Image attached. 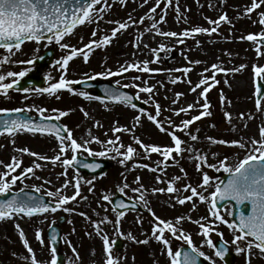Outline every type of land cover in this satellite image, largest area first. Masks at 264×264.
<instances>
[{"label":"rangeland","instance_id":"rangeland-1","mask_svg":"<svg viewBox=\"0 0 264 264\" xmlns=\"http://www.w3.org/2000/svg\"><path fill=\"white\" fill-rule=\"evenodd\" d=\"M253 2L254 0H172L169 5L167 0H125L124 3L120 0H107L106 7L105 0H101L92 12L94 21L79 25L59 43L55 40L52 43L28 42L19 50L14 49L13 54H9L6 49H0V61H3L4 56L10 55L8 61L0 64V75L6 77L3 83H9L13 79L7 77V72L18 73L24 70L39 71L47 80L45 88L59 82L61 76L74 82L70 85L71 90L62 89L54 95L35 91L37 88H28V92L22 93H0V108H31L29 113L33 115H41L38 109H45L43 115L55 119L59 111L67 112L68 114L61 116L59 121L66 126L68 133L71 132L72 138L83 145L79 150L74 151L69 147L66 152L61 153L60 141L53 136L37 135L28 131L0 136V177L8 171L6 165L12 162L13 157L22 163L20 168L10 172L8 179L15 175L21 176L22 170L29 174L26 178L19 179L10 190L33 189L56 203L59 196H50L49 192L72 196L75 193V180L80 181V196L64 205V208L70 211L60 208L56 212L49 211L32 217L18 215L0 220V264L30 263V260L24 259L29 257L23 243L24 238L29 241L37 259L49 260L50 244L46 231L61 215L67 216V221L63 224L62 252L66 259L64 264H105L103 236L95 229L98 223L102 232L109 237L113 257L119 259V264H171L172 258L167 254L168 245L156 240L152 235L157 223L156 217L172 221L178 230L176 236L169 231L164 233L173 253L181 245H188L180 237L189 235L193 245L205 254L203 258L211 264L212 261H215V264L224 263L215 255V249L206 243L209 238L213 243L217 239L224 240L238 254L234 264H264V255H261L258 249L253 248L251 254L247 251L238 253L235 250L237 242L234 237L240 234L239 231L215 220L210 214L211 193L220 183L219 176L224 171L219 167L220 161L227 157L228 164L234 167L253 148L252 139H264L260 136V129L264 127V98H261L258 107L255 97L257 76L254 72L256 67H264V46L259 41L241 39L249 34L259 35L264 32V24L260 23V20L264 19L260 16V13L264 12V5L249 13L247 9ZM157 3L160 4L159 7H156ZM153 7H156L155 13L151 11ZM224 14H227L228 21H222L218 26L211 23ZM117 21L127 22L129 26L118 32L109 44L100 47L93 45L90 50L85 48L84 51L88 54L87 62L82 55H78L69 62L67 72L60 68L57 61L69 54L71 46L83 48L92 40H102L103 36L110 35L112 29L118 26ZM153 24H156L157 28L154 29ZM195 27H217V31L194 33L189 37H168L160 34L182 33ZM63 43L70 45V48H61L60 44ZM162 44L165 46L163 49L160 48ZM49 48H54L55 54V61L51 65L19 63L33 60ZM257 48L260 49L259 53ZM144 61L149 62L148 68L151 71H142ZM195 61L199 63H194ZM134 63L140 64V69L130 68L127 72H120L122 66ZM213 64L227 71L214 70L211 67ZM241 65L245 67L240 71H231ZM184 68H190L191 71L185 73ZM205 78L208 81L206 100L202 95L205 85H201L195 92L191 91ZM87 79L111 81L119 87H126L148 106L141 113L140 109L125 102L114 103L96 99L92 91L80 90L76 86ZM145 86L152 87L153 91H140ZM81 92L88 93L92 98L81 96ZM154 97L164 99V105L159 101L153 102ZM205 102L210 105L207 110L202 107ZM157 104L160 105L158 114ZM189 104L194 107L186 112L179 111ZM204 111L211 112V115L202 116L187 128L184 127L183 121L192 119ZM226 113L231 114V120L226 118ZM241 113L244 114L243 117ZM149 114L155 115L167 131L160 130L154 121H150ZM137 116L140 118L139 122L135 119ZM114 127L128 128L130 131L115 132ZM173 132L183 141L181 147L184 151L181 154L173 152L172 157L165 160L161 153L145 151L143 157L140 155V160L133 158L125 160L124 164L120 163L121 159H124L120 153L126 152L129 145L134 147L136 152L144 148V142L160 147L173 146ZM191 135L197 136L198 139L193 141ZM207 137L214 140H241L248 144V148L214 144ZM109 140L114 141L115 145L108 144ZM86 141L90 143H85ZM65 144H70L67 137ZM21 148H27L39 155L33 157L29 152L22 153L19 151ZM115 148H119V152L115 151ZM88 149H91V152L104 151L107 154L94 156ZM77 152L85 157L109 158L114 160L116 165L103 176H83L79 170L72 166L65 167L61 163ZM200 154L207 157L206 162L195 158ZM56 155H60L61 161L53 163L51 159H40V156L51 158ZM36 164L40 167L35 168ZM209 164H215L217 167L210 168ZM29 167L34 168L33 172H26ZM204 173L212 178L207 186H202ZM176 177L180 179L176 180ZM173 181L179 191H154L156 188L166 189ZM186 185L195 187L197 192L207 199L200 201L198 196H193L192 201L180 204L178 199L192 195L190 189L185 190ZM116 191L138 201L143 207L142 211H129L119 217L109 203ZM104 196L109 199L104 200ZM231 214L230 205L220 210V215L230 223ZM178 217L184 219L178 220ZM202 217L207 219H201ZM117 219L119 223H116ZM197 220L205 226L215 220L209 236L202 234ZM101 221L105 222L100 223ZM17 224L23 229L24 238L20 236ZM37 231H40L43 237V245L37 239ZM119 238L123 247L117 251L114 242ZM144 240L148 243H142ZM239 246L246 247L243 243Z\"/></svg>","mask_w":264,"mask_h":264},{"label":"snow or ice","instance_id":"snow-or-ice-1","mask_svg":"<svg viewBox=\"0 0 264 264\" xmlns=\"http://www.w3.org/2000/svg\"><path fill=\"white\" fill-rule=\"evenodd\" d=\"M121 3H124L125 0H120ZM147 2V0H145ZM101 0H76V2L72 6V12L71 15H69V9H68V0H0V48H4L7 50L9 54H13V50H19L21 48V45L26 41H41L46 39L48 43H52L53 40H55L57 43H59L61 40L64 39L65 36L69 35L73 32V30L77 27V25L84 24L85 22H93L94 17L92 16V12L95 10L94 6L97 4H100ZM167 3L169 5L172 4V0H167ZM261 5H264V0H254L251 7L247 9V11L250 13L254 9L259 8ZM105 6L107 7V0H105ZM160 4L157 3L156 7H159ZM156 7H153L151 9L152 13H155ZM102 12L103 9H100ZM177 11H179V5L177 4ZM260 16L264 18V12L260 13ZM131 19V17L129 18ZM163 19V17H162ZM222 21H228L227 14L221 15L218 20L211 21V23L215 25H219ZM143 22V21H141ZM117 27L113 28L110 35L103 36L102 40H92L89 44L84 45L83 48H76L74 46H71V50L68 55L64 56L61 61H57V64H59L60 68L67 72L68 65L71 60H73L74 57L78 55H82L85 62L88 60V54L84 51L85 48H88L89 50L93 45L96 47H100L101 45H107L111 42V39L117 35L118 32L121 30L126 29L129 25L127 22H119L117 21ZM135 23V21H133ZM261 24H264V19L260 20ZM152 27L155 29L157 28L156 24H153ZM159 31V29H157ZM217 27L213 28H205V27H195L191 30H185L182 33H176V32H160L161 35L168 36V37H177V36H184L189 37L192 36L194 33H209V32H216ZM48 33L49 35H45ZM93 36H95V32L93 33ZM241 39H247L248 41L252 42H258L261 39H264V32H261L259 35L255 34H249L246 37H241ZM181 43L183 41H180ZM61 48L69 49L70 45L67 43L60 44ZM139 47V45H137ZM165 46L162 44L160 45V48L163 49ZM257 52H260V49H256ZM159 57H157L158 59ZM10 59V55H6L3 58V61H0V64H2L4 61H8ZM34 60H28V61H19V63H24L28 65L34 64ZM148 61L143 62V68L142 71L148 72L151 71V69L148 68ZM194 63H199V61H195ZM140 64L134 63L127 66H122L120 69V72H127L130 68H137L140 69ZM212 69L217 70L219 72H226L227 70L217 64H213ZM244 65H241L240 68H234L231 69L233 72L240 71L242 68H244ZM183 71L185 73L190 72V68H184ZM207 71V69H206ZM254 72L257 77H260V82L256 84V92L259 97L264 98V91H262V88H264V67H256L254 69ZM28 74L27 70L20 71V72H7V77H12V81L9 83H3V81L6 79L5 75H0V93H3L4 95H7V92L9 89H12L14 86L19 84V80L16 79L17 77L23 78ZM113 74V73H108ZM98 75H104V74H98ZM138 79V77H137ZM214 80L215 78L212 77ZM175 82V81H174ZM191 83V81H188ZM74 83L73 81H69L65 79L63 76L59 79V82L52 83L50 87L41 88V89H35V91H39L42 93H48L49 95H54L58 93L62 89H70V85ZM119 83V81H117ZM207 79H201L199 83L191 89V91L195 92L197 88H199L201 85H205L203 89L202 95L207 97L208 87H207ZM24 92H28V88L22 89ZM142 92L151 93L153 91L152 87L145 86L140 89ZM81 96L88 97L91 99L86 92L79 93ZM182 95V94H177ZM110 98L113 101H131V97H129L126 93L121 92H110L109 93ZM27 99V97H25ZM57 99H59V96H57ZM96 99H99V97H96ZM260 105V99L257 100V106ZM133 108H136L135 104L131 105ZM194 107L193 104L187 105L186 108H181L180 112H186L189 109H192ZM205 110H207L210 105L205 102L202 106ZM23 111L31 112L32 109H21V108H15V109H6V108H0V113H20ZM38 111L43 115L45 109H38ZM58 111V110H54ZM156 111L157 114L160 111V105H156ZM140 112L143 113L144 110L140 109ZM67 112L59 111V114L56 116V119L59 120L61 116L67 115ZM179 113H177L178 115ZM87 115V113H85ZM211 112L204 111L200 115L194 116L192 119L183 121V125L185 128H187L189 125H191L194 121L200 120L202 116H210ZM243 113H241V117H243ZM226 118L228 120H231V114L226 113ZM46 119H51L50 117ZM136 121L139 122V116H137ZM148 119L150 121H154L162 131H167V129L164 128L163 124L157 120V117L155 115H148ZM178 127V126H175ZM130 131L128 128L121 129L120 127H114L113 131L120 132V131ZM21 131H28L32 133L40 132H55L57 138L60 141L61 145V153L66 152L68 148L70 147L72 150L76 151L83 147L82 144L78 143L75 139L72 138L71 132L68 133L67 139L70 141L69 145L65 144V137L61 134V129L57 127L55 124H35L31 121V119L25 118V117H16L7 119L4 121H0V135L9 134L12 135L17 132ZM260 136L264 137V127L260 129ZM174 145L173 146H165L160 147L157 145H145L144 150L150 151L152 153H161L162 156L167 160L168 158L172 157L173 152L177 154H181L184 149L181 147L183 144V141L179 136H177L174 132L171 136ZM191 139L193 141L197 140L198 137L195 135H191ZM207 139L214 144H231L235 146H239L241 149H247L248 144L241 140H214L212 137H207ZM96 142H100L98 138H96ZM85 143H90V141H86ZM110 145H115V142L112 140H109L107 142ZM251 143L253 145V148L251 151L245 155L244 159L240 160L238 164H236L234 167L230 166L227 162L228 158L225 157L223 160L220 161L219 167L223 168L224 171H227L230 174V178L227 180L226 184L221 182L218 183L215 186V190L211 193V209L210 214L212 217L215 218V220H219L225 224H227L230 228L236 229L239 231V235H236L234 237V241L237 242L236 251L244 252L247 251L249 254H251L253 248L258 249L261 255H264V139L256 140L252 139ZM112 150V149H110ZM20 152H29L30 155L33 157L38 156L39 154L36 152H31L27 148H21L19 149ZM88 151L96 156H105L107 153L104 151L101 152H91V149H88ZM115 151L119 152V148H115ZM137 154L136 149L132 147L131 145L127 146L126 152L120 153L121 156L124 157V159H121L120 163L124 164L125 160H132L134 155ZM198 160L206 162L207 157L203 154H200L195 157ZM41 160H47L51 159L53 163L57 161H61L60 155H56L54 157H46V156H40ZM77 160V157L73 155L70 159L65 158L61 163L67 167L73 165V163ZM2 163V162H0ZM22 161L18 160L16 157H13L12 162L6 165V168L8 171H5L3 173V176L0 177V193H8L10 189H12L13 185L17 183V181L21 178L20 175L12 176L9 180V174L10 172H14L15 169L20 168ZM35 168L40 167L39 164L34 165ZM85 167H99V165H85ZM144 167H148V165H144ZM208 167L210 168H216L217 165L215 164H209ZM34 168L29 167L26 169V172L31 173L33 172ZM155 170V169H153ZM25 172L22 170L21 175H24ZM66 174V173H65ZM180 177H176V180H179ZM211 177L207 173L203 174V184L202 186H207L210 184ZM157 180H159V177H157ZM91 183V181H89ZM64 187H67V183L64 185ZM75 193L72 196L67 195H59V193H52L49 192L48 194L50 196H59L58 200L56 201L55 205L47 204V203H32V197H23V190H21L20 194H17L10 200H3L0 201V220L10 219L14 216L18 215H26L28 217H32L35 214L40 213H47L49 211L56 212L60 208H64V205H66L69 201H74L78 196H80V181L79 179L75 180L74 184ZM191 191L192 195L185 196L182 199H178V202L180 204H184L186 201H192L193 196H198L200 201H205L207 197H205L203 194H200L197 192V189L195 187H191V185H186L185 190ZM138 190V189H137ZM156 192H165L168 193H175L179 191L175 187V182H170L168 187L165 188H156L154 189ZM86 199V197H85ZM104 200H108V196L103 197ZM218 200H234L237 203L243 205L245 202L250 203L251 205V212L245 213L241 211L240 213V219L238 222L233 221L229 222L225 220L224 216L220 215V210L217 207ZM121 208L127 207V205L121 203ZM64 211H70L68 208H64ZM81 215H85L84 213H81ZM125 213L123 211H120L118 216L123 217ZM153 216H155V213L153 212ZM178 220H183L184 217H178ZM201 219H207V217H202ZM107 218H105V221ZM215 220L209 222L207 226L205 224L200 223L199 220L196 221V223L199 225V227L202 230V234L204 236H209L210 231H212V225L215 223ZM105 221H101L100 223H104ZM156 226L153 229L152 235L153 237L158 240L162 241L163 244L168 245L167 248V254L169 257H171V264H199L198 257H203L205 254L199 249L193 245V241L191 239V236L189 235H182L180 238L185 240L188 245L192 246V251H185L181 253L180 251H176L173 253V250L171 246L169 245V241L165 239L164 233L165 231L171 232L173 236L177 235V228L173 224L172 221H165L161 219L160 217H156ZM116 223H119V219H117ZM17 229L19 230V234L22 238L25 237V233L23 229L20 228V225H16ZM96 232L100 233L103 236V243L105 245V252H106V258H105V264H119V259L113 257L112 254V246L109 243V237L102 232V229L100 228V224H96L95 226ZM37 239L43 245L44 240L40 233V231H37ZM91 235V234H89ZM222 235V233H221ZM251 237L252 239H248ZM56 234L53 233L51 236V240H56ZM132 239H135V237H131ZM23 243L26 246L27 252L29 253V257H25V260H30V264H58L57 259V249L55 246L50 247V256L51 258L49 260L41 261L37 259V256L33 250V248L29 245V241L27 238L23 239ZM142 243H148L147 240L142 241ZM206 243L216 249L215 255L219 258H224L229 251L227 246L224 248L217 247L216 244L213 243V241L209 238L206 240ZM243 243L246 247H240L239 244ZM75 251V249H74ZM195 253V254H194ZM78 257V253L76 254ZM182 257V259H181ZM212 264H215V261H212Z\"/></svg>","mask_w":264,"mask_h":264},{"label":"water","instance_id":"water-1","mask_svg":"<svg viewBox=\"0 0 264 264\" xmlns=\"http://www.w3.org/2000/svg\"><path fill=\"white\" fill-rule=\"evenodd\" d=\"M76 2V0H68V9H69V15H71L72 12V6L73 4ZM45 35H49L48 33H46ZM260 42L262 44H264V39H261ZM52 50L48 51L47 53H45V55L43 57H41L40 59L37 60V62H43L45 64H49L51 62L52 59ZM45 82L44 78H38L37 82H34L32 80H25V81H21L19 82L18 85L14 86L13 88L16 89H20V88H24L27 85H32V84H37L38 86H41L43 83ZM260 82V80L258 81V83ZM84 88H93L96 87L97 88V94L99 96H103L105 98L111 99L109 96L110 92H121V93H126L129 97H131V103H134L135 105H139V106H143L144 105L142 103H140L135 96H133L130 92H128L125 89H119L116 86H114L113 84L110 83H96V82H91V81H87L86 83L83 84ZM262 91H264V88H262ZM256 97L257 100L261 99V97L258 96L257 92H256ZM112 100V99H111ZM25 117L28 119H31V121L35 124H44V121L46 123H48V120H42L40 118H35V117H30L27 114H23V113H3L0 115V121H4L7 119H11V118H16V117ZM57 127H59L61 129V134L65 135V131L64 129L59 125V124H55ZM85 163L90 164V165H99V167H85ZM73 165L75 167L81 168L85 174L87 173H92L93 175H100V174H104L105 172H107V170L112 166V162L109 160H103L102 162L98 163L96 160L90 158V159H81L80 155H77V160L73 163ZM223 178V183L226 184L227 180L230 178V174H222L221 175ZM21 190L18 192H9V193H5L0 195V201L3 200H10L12 199L14 196H16L17 194H20ZM23 197L27 198V197H32V203H47V204H51V205H55L49 202V199L46 196H43L41 194H39L36 191L33 190H23ZM113 205L115 206V209L120 211H126L129 209H136V210H141V207L135 203L132 200L126 199L124 197L123 194L117 193V197L115 199L112 200ZM121 203L127 205V207L121 208L120 205ZM231 203L233 206V216H232V221H236L238 222L240 219V213L241 211L245 212V213H250L251 212V205L248 202H245L243 205L237 203L234 200H218L217 203V207L219 209H222L226 204ZM66 218L65 217H61L59 218V222H63ZM55 233L56 234V240L52 241L51 240V244L52 246H55L57 251L60 249L61 246V242H62V235H61V227L59 224H54L50 227L48 234L49 237L51 239L52 234ZM217 245V247L219 248H224L225 246H227L224 242L222 241H217L215 243ZM122 243L121 241H119L118 244V248H121ZM227 248L229 249V251L227 252L226 256L222 259L226 264H233L236 258V255L231 252L229 246H227ZM181 253L185 252V251H192L191 247H184L181 248L179 250ZM195 254V253H194ZM182 259V257H181ZM199 260V264H207L206 262H204L202 257H198Z\"/></svg>","mask_w":264,"mask_h":264}]
</instances>
